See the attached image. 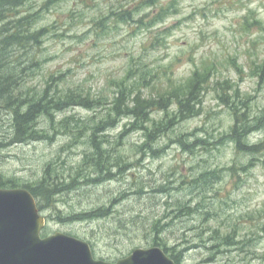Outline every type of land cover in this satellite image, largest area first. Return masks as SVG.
Returning a JSON list of instances; mask_svg holds the SVG:
<instances>
[{
    "label": "rangeland",
    "instance_id": "obj_1",
    "mask_svg": "<svg viewBox=\"0 0 264 264\" xmlns=\"http://www.w3.org/2000/svg\"><path fill=\"white\" fill-rule=\"evenodd\" d=\"M84 1L49 6L30 0L23 9L35 13L34 27L48 33L26 50L13 47L8 57L22 73L20 94L37 98L51 82L90 96L97 107L72 105L52 120L41 115L36 128L48 137L0 146V173L35 185L51 164L58 169L63 189L54 188L51 200L39 197L47 221L43 235L61 231L86 240L97 258L116 261L159 237L162 247L181 255L180 264H264V149L239 151L230 137L237 108L250 127L243 141L264 143V0H159L172 5L151 26L116 21L114 12L139 0ZM157 7L140 8L135 18L147 21ZM195 72L209 78L199 115L143 151L138 146L146 137L138 129L116 145L133 121L124 116L103 131L102 145L116 148L110 153L128 165L113 180L93 174L80 182L91 175L85 158L94 152L91 133L81 125L108 117L124 86L133 90L123 106L141 94L169 104L167 96L185 92ZM156 108L153 121L166 113ZM167 108L176 111L174 102ZM66 120L74 131H62ZM12 122L1 109L0 142L10 140ZM183 139L186 145L177 141ZM100 208L109 215L66 217Z\"/></svg>",
    "mask_w": 264,
    "mask_h": 264
},
{
    "label": "trees",
    "instance_id": "obj_2",
    "mask_svg": "<svg viewBox=\"0 0 264 264\" xmlns=\"http://www.w3.org/2000/svg\"><path fill=\"white\" fill-rule=\"evenodd\" d=\"M29 1L30 0H0V110H7V115H11L13 121L11 133L9 132L10 140L6 144L0 142V146L46 139L48 135L40 133L36 128L41 115L46 114L47 117L52 120L54 119V115L57 111L64 110L66 107L72 105L83 106L89 109L97 107L94 105L95 101L93 99H89L90 96L82 95L76 91H71V89L63 91L59 87L52 86L51 82L47 83V88L42 91L41 95L37 98L30 96L29 93L24 95L19 93V89L23 85V82H21L22 79H19L22 73L21 70L19 71V68L14 67L11 63H9L8 56H10L11 49L16 47L18 49L26 50L33 46L34 43H40L42 41V37L48 33L46 27H34L37 22L35 13L28 12L23 9ZM59 1L60 0H45L44 4H48L50 6L58 3ZM132 5V7H134L132 9L126 8L121 9L118 12H114L118 23L131 22L135 24L136 22L138 25L142 24L151 26L157 21L163 20L169 14L172 2L167 1V4L163 5L159 2V0H139L138 2L132 3ZM145 7H157V10L148 15L149 19L147 21H144L143 18L136 19L135 12L140 8ZM262 72H264V70H262ZM208 79V76L203 78L199 72H195L191 78L189 87L185 92L182 94L178 93L176 95L167 96V98L170 99L169 104L168 100L164 97H160V99L144 98L141 94L137 95L134 100H131V102L129 101L126 103V106H123L121 101L125 97H128L129 99L128 93L133 90H129L128 87L124 86L127 94L124 90H120L114 101V106L111 109V112L110 110L108 112V117L101 119L95 124L81 125L86 131L91 133V141H93L94 152L91 154L92 156L87 154L85 158V164L92 169L91 175H89L90 173L85 174L83 176L84 182H82V179L80 182H89L90 177H92L93 174H97L94 179L99 176H106L107 180H113L117 177V175L121 174V169L128 165H122V163H119L118 157L114 156L113 153H110L111 151L115 152L116 148H113L111 151L103 148L102 142L107 140L104 138L106 134H103V131L107 130L110 126L116 127L124 116L131 117L133 121L119 135L116 145H121L126 137L132 133V131L138 129L139 131H144V135L146 137V142L143 145L138 146V151H141V149L143 151L145 148H148V143H154L160 139L161 136L169 135L185 120L199 115L197 106H199L200 103L201 91L204 88V84L208 82ZM220 98L222 100L226 99V93L221 94ZM173 102L176 105V111L170 112V108L167 107L171 106ZM157 106L160 107L158 110L166 111V113L161 119L153 121L151 119V114L153 111H156ZM238 112L237 108H234V114H236L237 117L236 123L230 133V137H232L237 143L239 151H261L264 149V143L251 146L243 141L245 132L250 127H247L245 123L247 119L246 113ZM149 122L152 125H148ZM71 126L72 124L68 123L66 120L62 126V131L66 133L74 131L75 129H70ZM77 126H80V124ZM58 129L59 128L57 127L54 128L55 131ZM100 136L102 138H100ZM176 136L180 137L178 134H176ZM177 141L180 144H183L185 140L183 139ZM184 145H186V143H184ZM117 166L120 170L115 172L113 169ZM57 170L58 169H54L51 164L47 168L44 177L38 184L35 185L30 183L20 184L17 179L6 177L0 173V187L17 188L22 186L27 188L37 198L38 205L41 208L39 197L44 196L48 200H51L54 188L57 189V191L58 189H63L60 185L65 183L61 182V177L56 173ZM194 181L195 180H193V182ZM158 188H156L155 191H157ZM140 190L143 192V188ZM135 193H139V191L137 190ZM107 207L108 206H106V208ZM187 210L189 212V209ZM109 213L110 209L100 208L97 211L82 212V214L79 215L77 213H73L67 215L66 217L69 221L80 219L85 220L106 217ZM153 245L161 246L159 237H155L153 239ZM163 248L178 264H180L182 260L181 255L178 256L177 252H174V247L170 249L169 247L164 246Z\"/></svg>",
    "mask_w": 264,
    "mask_h": 264
},
{
    "label": "water",
    "instance_id": "obj_3",
    "mask_svg": "<svg viewBox=\"0 0 264 264\" xmlns=\"http://www.w3.org/2000/svg\"><path fill=\"white\" fill-rule=\"evenodd\" d=\"M45 225L31 191L0 187V264H177L159 246L138 247L116 262L97 259L86 240L61 231L42 236Z\"/></svg>",
    "mask_w": 264,
    "mask_h": 264
},
{
    "label": "bare ground",
    "instance_id": "obj_4",
    "mask_svg": "<svg viewBox=\"0 0 264 264\" xmlns=\"http://www.w3.org/2000/svg\"><path fill=\"white\" fill-rule=\"evenodd\" d=\"M102 180H103V179H102ZM106 180H107V179H106ZM100 182H101V181H100ZM100 182H99V183H100Z\"/></svg>",
    "mask_w": 264,
    "mask_h": 264
}]
</instances>
